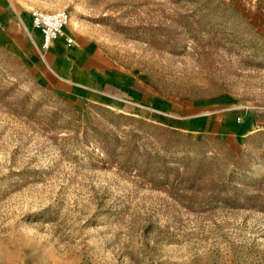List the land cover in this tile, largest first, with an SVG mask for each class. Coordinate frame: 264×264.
Instances as JSON below:
<instances>
[{"label":"rangeland","instance_id":"1","mask_svg":"<svg viewBox=\"0 0 264 264\" xmlns=\"http://www.w3.org/2000/svg\"><path fill=\"white\" fill-rule=\"evenodd\" d=\"M7 1L0 264H264V0ZM33 11L116 83L70 91ZM230 107L257 132L186 126Z\"/></svg>","mask_w":264,"mask_h":264},{"label":"crops","instance_id":"2","mask_svg":"<svg viewBox=\"0 0 264 264\" xmlns=\"http://www.w3.org/2000/svg\"><path fill=\"white\" fill-rule=\"evenodd\" d=\"M12 14L7 0H0V27L12 23ZM41 37V35H40ZM68 45L63 40L56 41L48 51L54 52V62L49 64V70L60 81L69 86L70 91L85 93L87 96L102 94L101 88L109 87L116 83L108 73L84 68L83 58L86 56L71 57ZM72 75H78L72 78ZM240 108L230 107L227 109H217L198 114L189 115L187 128L197 133H213L221 135L235 134L246 137L253 132L252 128Z\"/></svg>","mask_w":264,"mask_h":264},{"label":"built area","instance_id":"3","mask_svg":"<svg viewBox=\"0 0 264 264\" xmlns=\"http://www.w3.org/2000/svg\"><path fill=\"white\" fill-rule=\"evenodd\" d=\"M258 0H253L257 2ZM70 15L66 11L32 12V25L41 35L40 50L46 52L53 47L54 43L60 39H66L68 44L73 43V39L66 37V29L70 23Z\"/></svg>","mask_w":264,"mask_h":264},{"label":"bare ground","instance_id":"4","mask_svg":"<svg viewBox=\"0 0 264 264\" xmlns=\"http://www.w3.org/2000/svg\"><path fill=\"white\" fill-rule=\"evenodd\" d=\"M33 26V25H32ZM40 35V34H39Z\"/></svg>","mask_w":264,"mask_h":264}]
</instances>
